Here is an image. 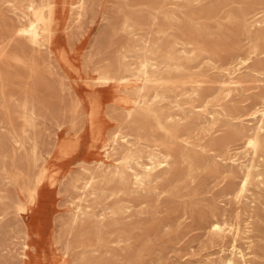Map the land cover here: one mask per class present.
Here are the masks:
<instances>
[{
  "label": "rangeland",
  "instance_id": "374dc122",
  "mask_svg": "<svg viewBox=\"0 0 264 264\" xmlns=\"http://www.w3.org/2000/svg\"><path fill=\"white\" fill-rule=\"evenodd\" d=\"M50 1L0 0V264H264V0Z\"/></svg>",
  "mask_w": 264,
  "mask_h": 264
},
{
  "label": "bare ground",
  "instance_id": "6f19581e",
  "mask_svg": "<svg viewBox=\"0 0 264 264\" xmlns=\"http://www.w3.org/2000/svg\"><path fill=\"white\" fill-rule=\"evenodd\" d=\"M29 27L33 31L34 35H36V31H35L36 30V25L32 21H29ZM257 113H259L261 117L264 116V102H263L262 109L261 110H257L256 112H254L253 113V115H254L253 117H255ZM91 124L93 125V122ZM256 143H257V134H254L253 136L248 137L246 139V147L251 148L253 152L256 151ZM249 177H250V170L247 169V171H246V173L244 175V178L238 184L237 190L235 191V197L237 199L242 197L243 193L246 191V187H247L248 182H249ZM43 179H44V172H42L36 178L35 185L31 188V195L32 196L36 195L37 187L43 182ZM211 227L214 230H217L218 232H223L226 229L228 233H231L233 235V237L237 236L238 231H239L238 226H233V225L231 226V225H227V224H219V223H216V222L213 223L211 225ZM237 253H240V252H238V249L233 245L232 246V254L236 255ZM210 264H232V261L228 260V261H225V262H222V263L211 262Z\"/></svg>",
  "mask_w": 264,
  "mask_h": 264
}]
</instances>
